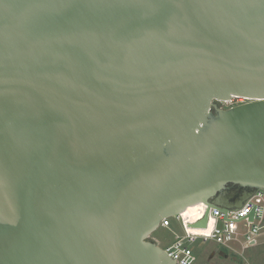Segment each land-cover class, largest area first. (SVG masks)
<instances>
[{"label": "water", "instance_id": "1", "mask_svg": "<svg viewBox=\"0 0 264 264\" xmlns=\"http://www.w3.org/2000/svg\"><path fill=\"white\" fill-rule=\"evenodd\" d=\"M258 190L264 0H0V264H177Z\"/></svg>", "mask_w": 264, "mask_h": 264}, {"label": "built area", "instance_id": "2", "mask_svg": "<svg viewBox=\"0 0 264 264\" xmlns=\"http://www.w3.org/2000/svg\"><path fill=\"white\" fill-rule=\"evenodd\" d=\"M208 206L203 204L195 218L177 216L166 218L161 227L171 229L172 219L181 223L184 234H176L175 242L163 248L177 264H196L197 256L187 244L189 240L213 241L219 246L232 248L234 244H242V250L257 246L259 238L264 235V191H255L252 196L237 209L229 210L227 214L220 209L212 208L208 215L206 228L194 227L207 214ZM255 210L254 220L250 215Z\"/></svg>", "mask_w": 264, "mask_h": 264}, {"label": "rangeland", "instance_id": "3", "mask_svg": "<svg viewBox=\"0 0 264 264\" xmlns=\"http://www.w3.org/2000/svg\"><path fill=\"white\" fill-rule=\"evenodd\" d=\"M245 102L247 101L244 98L235 97L231 102H223L221 107L228 109ZM194 210L197 212L199 209ZM176 234L183 235L184 230L178 220L172 219L171 229L160 227L151 239L156 240L162 248H165L175 242ZM187 244L197 256L196 264H264V235L259 238L257 246L245 250H242V244H234L233 249L219 246L213 241L189 240Z\"/></svg>", "mask_w": 264, "mask_h": 264}, {"label": "flooded vegetation", "instance_id": "4", "mask_svg": "<svg viewBox=\"0 0 264 264\" xmlns=\"http://www.w3.org/2000/svg\"><path fill=\"white\" fill-rule=\"evenodd\" d=\"M244 192V190L242 188H233L232 190L228 191V192H225L223 193L220 198H228L230 196H232L233 194L235 193H240L242 194ZM245 200L244 199H238L234 202H231L230 205L233 207V208H239L241 207L243 204H244Z\"/></svg>", "mask_w": 264, "mask_h": 264}, {"label": "crops", "instance_id": "5", "mask_svg": "<svg viewBox=\"0 0 264 264\" xmlns=\"http://www.w3.org/2000/svg\"><path fill=\"white\" fill-rule=\"evenodd\" d=\"M195 208H196V209H200V208H202V206H197V207H194V208L189 209L188 212H186V213L184 214V216H190L191 219H192V218H195L194 214L197 215V212H195V210H194ZM193 216H194V217H193Z\"/></svg>", "mask_w": 264, "mask_h": 264}, {"label": "bare ground", "instance_id": "6", "mask_svg": "<svg viewBox=\"0 0 264 264\" xmlns=\"http://www.w3.org/2000/svg\"><path fill=\"white\" fill-rule=\"evenodd\" d=\"M236 97V96H235ZM234 97V98H235ZM233 98V99H234ZM238 98V97H237ZM245 99V98H244ZM246 100V99H245ZM228 102H231V101H228ZM197 206H203V204L202 203H199V204H195V205H193V206H190L184 213H183V215L186 213V212H188V210L189 209H191V208H194V207H197ZM207 229V228H206ZM207 231H208V229H207Z\"/></svg>", "mask_w": 264, "mask_h": 264}]
</instances>
